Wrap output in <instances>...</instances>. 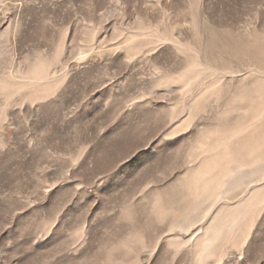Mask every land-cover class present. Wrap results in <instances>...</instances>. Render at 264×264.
<instances>
[{"label": "rangeland", "instance_id": "374dc122", "mask_svg": "<svg viewBox=\"0 0 264 264\" xmlns=\"http://www.w3.org/2000/svg\"><path fill=\"white\" fill-rule=\"evenodd\" d=\"M0 264H264V0H0Z\"/></svg>", "mask_w": 264, "mask_h": 264}]
</instances>
